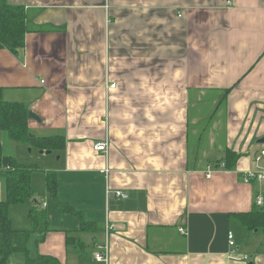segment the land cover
<instances>
[{
    "label": "crops",
    "instance_id": "0c3cea01",
    "mask_svg": "<svg viewBox=\"0 0 264 264\" xmlns=\"http://www.w3.org/2000/svg\"><path fill=\"white\" fill-rule=\"evenodd\" d=\"M7 1L28 32L18 54L0 48L4 100L39 117L33 135L65 139L41 152L59 185L35 196L51 227L38 252L104 264L108 243V264H264V228L243 222L264 208V182L245 181L264 167V0ZM32 206L16 225L10 210L16 229Z\"/></svg>",
    "mask_w": 264,
    "mask_h": 264
},
{
    "label": "trees",
    "instance_id": "16d2710c",
    "mask_svg": "<svg viewBox=\"0 0 264 264\" xmlns=\"http://www.w3.org/2000/svg\"><path fill=\"white\" fill-rule=\"evenodd\" d=\"M27 32L25 8L0 0V48L18 54L25 47ZM28 121L29 111L25 104L4 100L3 88H0V132H4L10 141L27 142L43 150L65 147L63 136H31ZM237 158L234 152L228 151L225 166L230 169ZM38 169L34 164L20 163L13 155L6 154L0 141V184L5 189L4 198H0V264H12L14 256L20 257V264H63L54 256L38 252V246L51 230L47 211L36 200V190L32 184L33 173ZM58 185L55 172H47L46 188L52 197L57 196ZM29 201L33 204L29 211L31 227L16 229L10 216V207ZM243 220L249 229L264 228V208L252 210L243 216ZM94 225L84 222L82 228L89 230ZM72 240L69 238L68 242L71 243Z\"/></svg>",
    "mask_w": 264,
    "mask_h": 264
},
{
    "label": "rangeland",
    "instance_id": "374dc122",
    "mask_svg": "<svg viewBox=\"0 0 264 264\" xmlns=\"http://www.w3.org/2000/svg\"><path fill=\"white\" fill-rule=\"evenodd\" d=\"M0 139L4 140L5 144V151L7 153L13 154L14 157L18 158L21 163L25 164H34L39 169L36 170V172L33 174V185L36 190V198L42 199V191H45L46 187V174L49 172L50 167L48 165V156H45L41 154L40 149L32 144H29L27 142H13L10 141V139L7 137V135L4 132H0ZM16 143V144H15ZM51 157V156H50ZM46 159V160H44ZM5 196V189L3 185L0 184V198L3 199ZM36 199V200H37ZM31 204V201L24 202V203H18L13 204L10 207L11 215L14 218V224L16 225L20 219H24L26 216L25 210L27 205ZM19 256H14L13 263L16 264L15 261H19Z\"/></svg>",
    "mask_w": 264,
    "mask_h": 264
},
{
    "label": "built area",
    "instance_id": "2783aa9c",
    "mask_svg": "<svg viewBox=\"0 0 264 264\" xmlns=\"http://www.w3.org/2000/svg\"><path fill=\"white\" fill-rule=\"evenodd\" d=\"M232 1L229 0V4H231ZM112 87H115V85H112ZM110 146H109V142L108 141H101L99 143H97L95 145V149L97 151H100V152H103V153H108V150H109ZM264 156V150L259 154L257 155V162L260 163L262 158ZM221 167H225V164H221L219 165ZM216 169V166L214 164H210L207 168V177L210 178L214 172V170ZM254 180H257L259 182H264V167H260L257 171H249L246 173L245 175V181L246 182H252ZM115 195L119 196V197H124V198H127V194L123 193L122 191H117L115 193ZM257 205L258 206H262L264 205V200L262 197H258L257 198V201H256ZM112 229V226L111 225H107V229H106V232L108 233L110 230ZM183 231V230H182ZM228 239H229V244L230 246L232 247V250H231V256L232 257H237L236 256V240H235V235H234V232L230 231L229 234H228ZM95 259L98 261V262H101V263H104V264H108L109 263V251H108V243H105L103 245H101L99 247V249L96 251L95 253ZM242 259H245L247 260L248 259V256L245 255Z\"/></svg>",
    "mask_w": 264,
    "mask_h": 264
},
{
    "label": "water",
    "instance_id": "95a60500",
    "mask_svg": "<svg viewBox=\"0 0 264 264\" xmlns=\"http://www.w3.org/2000/svg\"><path fill=\"white\" fill-rule=\"evenodd\" d=\"M29 118L31 119H36V120H40L39 117L32 111H29ZM31 136H34L33 134ZM41 152H46L47 154H50L52 151L51 150H47V151H44V150H41Z\"/></svg>",
    "mask_w": 264,
    "mask_h": 264
}]
</instances>
